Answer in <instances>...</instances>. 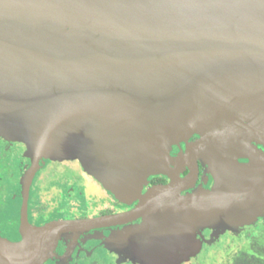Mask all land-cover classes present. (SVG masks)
Returning a JSON list of instances; mask_svg holds the SVG:
<instances>
[{"label":"water","instance_id":"obj_1","mask_svg":"<svg viewBox=\"0 0 264 264\" xmlns=\"http://www.w3.org/2000/svg\"><path fill=\"white\" fill-rule=\"evenodd\" d=\"M194 134L174 164L200 158L215 184L179 196L195 173L176 180L171 149ZM4 135L79 159L124 201L148 175L172 182L124 214L53 221L21 243L0 236V264H43L61 234L175 220L180 206L187 223L208 205L220 220L264 208V151L252 143L264 145V0H0Z\"/></svg>","mask_w":264,"mask_h":264},{"label":"flooded vegetation","instance_id":"obj_2","mask_svg":"<svg viewBox=\"0 0 264 264\" xmlns=\"http://www.w3.org/2000/svg\"><path fill=\"white\" fill-rule=\"evenodd\" d=\"M198 138L194 134L171 149L170 169L175 179L186 178L192 170L195 173L179 196L202 197L215 184L214 170L200 158L174 164ZM252 143L264 151V145ZM143 179L138 192L124 201L89 175L82 161L42 158L27 144L1 136L0 236L21 243L25 240L24 227L124 214L133 210L149 189L172 182L171 175L165 173ZM48 190L51 194L45 193ZM56 194L61 206L57 216L53 215L57 202L52 199ZM209 207L188 214L186 230V215L180 206L181 214L175 220L150 224L140 216L61 234L51 244L43 264H264V208L252 206L240 214L230 211L220 220ZM181 222L183 229L179 231Z\"/></svg>","mask_w":264,"mask_h":264},{"label":"rangeland","instance_id":"obj_3","mask_svg":"<svg viewBox=\"0 0 264 264\" xmlns=\"http://www.w3.org/2000/svg\"><path fill=\"white\" fill-rule=\"evenodd\" d=\"M1 137V136H0ZM4 138H6V139H10L11 140V136H8V135H4ZM56 147H53V149L56 151V149H55ZM48 151H47V153L48 154H50L51 155V153H50V148L49 149H47ZM31 151L33 152V149H31ZM33 154H35V153H33ZM57 154H59L58 153V151H57ZM47 156H49V155H47ZM57 157H55V158H49V157H44V156H41L42 158H49V159H68V160H75V158H68V157H65V156H61V155H56ZM58 156H61V157H58ZM79 160V159H78ZM170 166H171V164H170ZM87 173L89 174V175H91L88 171H87ZM92 176V175H91ZM95 178V177H94ZM98 182H100L99 181V179H97V178H95ZM101 183V182H100ZM50 192V194H51V191H47V192H45L46 194H48ZM40 200L42 199V196L39 198ZM52 199L54 200V199H56L55 200V202H57V204L55 205L56 207H55V209H54V213H53V215H55V216H57L59 213H60V210H61V206L59 205V201H60V199H59V195L58 194H56V196H53L52 197ZM71 205V204H70ZM94 212V211H93ZM184 222H186L185 220H184ZM185 225V224H184ZM180 227H178V230L180 231L181 229H183L182 228V222H181V224L179 225ZM23 229V231H24V234H26V232H27V230H30V228H26V227H24V228H22ZM4 239V238H3ZM6 240V239H5Z\"/></svg>","mask_w":264,"mask_h":264}]
</instances>
